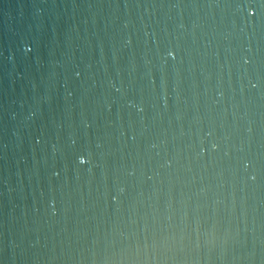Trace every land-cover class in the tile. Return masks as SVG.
<instances>
[{
	"label": "water",
	"instance_id": "1",
	"mask_svg": "<svg viewBox=\"0 0 264 264\" xmlns=\"http://www.w3.org/2000/svg\"><path fill=\"white\" fill-rule=\"evenodd\" d=\"M0 264H264V0H0Z\"/></svg>",
	"mask_w": 264,
	"mask_h": 264
}]
</instances>
